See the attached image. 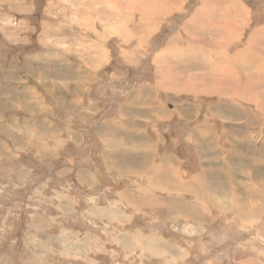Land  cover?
<instances>
[{
    "label": "rangeland",
    "instance_id": "1",
    "mask_svg": "<svg viewBox=\"0 0 264 264\" xmlns=\"http://www.w3.org/2000/svg\"><path fill=\"white\" fill-rule=\"evenodd\" d=\"M117 1L0 0V264H264V0Z\"/></svg>",
    "mask_w": 264,
    "mask_h": 264
},
{
    "label": "bare ground",
    "instance_id": "2",
    "mask_svg": "<svg viewBox=\"0 0 264 264\" xmlns=\"http://www.w3.org/2000/svg\"><path fill=\"white\" fill-rule=\"evenodd\" d=\"M96 1H98V0H96ZM105 2L107 3V5L108 4H114L115 6L116 5H119L118 4V1L117 0H105ZM144 2V1H143ZM157 2H160V0L159 1H157ZM164 3V2H163ZM96 4H101V2L100 3H98V2H95L94 3V5H96ZM122 4V3H121ZM158 4V3H157ZM149 5V4H148ZM160 5V4H159ZM100 6V5H99ZM109 6V5H108ZM122 6V5H121ZM129 6H130V8L131 9H133L134 7H133V4L131 3V2H129ZM142 6V5H141ZM146 6V5H145ZM145 6H144V9H145ZM161 6V5H160ZM89 7V6H88ZM105 7V6H104ZM126 7H128V6H126V4H124V6H123V8L125 9ZM106 8V7H105ZM115 8V7H114ZM153 8V7H152ZM106 9H110V6H109V8L107 7ZM105 9V10H106ZM112 9H113V7H112ZM121 9V8H120ZM147 9V11H149V9L148 8H146ZM260 9V8H259ZM91 10H93V11H90V12H92V13H94V11H97L94 7L91 9ZM117 10H118V8H117ZM117 10H115V11H117ZM130 10V9H129ZM141 10V9H140ZM83 11V10H82ZM107 11V10H106ZM109 11V10H108ZM134 10H132V12H133ZM109 12H111V11H109ZM119 12H120V10H119ZM123 12H125V11H123ZM127 12V11H126ZM139 12H141V11H139ZM112 13H114V12H112ZM118 13V12H117ZM121 13V12H120ZM144 13H146L145 11H144ZM122 14V13H121ZM154 14V13H153ZM150 15V14H149ZM201 15V14H200ZM122 17H123V15H121ZM246 16V15H245ZM115 17V16H114ZM99 18V17H98ZM110 18V17H109ZM96 19V18H95ZM208 19V18H207ZM126 20V19H125ZM128 20H129V18H128ZM92 21V20H91ZM21 22V21H20ZM127 22H129V21H127ZM92 23H94V22H92ZM231 23V22H230ZM88 24V23H87ZM123 23L121 22V25H122ZM126 24V23H125ZM228 25V24H227ZM234 25V24H233ZM237 25H239V24H237ZM122 26H125V25H122ZM236 26V25H235ZM127 27V26H126ZM237 27V26H236ZM261 27V26H260ZM53 28V27H52ZM238 28V27H237ZM111 29V28H110ZM236 29V28H235ZM119 30V29H118ZM228 30H230V29H228ZM95 31V30H94ZM116 32V31H115ZM227 33H228V31H227ZM236 34V33H235ZM76 41V40H75ZM238 41H239V39H238ZM258 41V40H257ZM237 42V41H236ZM252 44V43H251ZM100 46V45H99ZM98 46V47H99ZM247 48V47H246ZM261 48V47H260ZM226 50V49H225ZM212 51V50H211ZM237 51V50H236ZM216 52V51H215ZM214 52V53H215ZM217 53H218V51H217ZM227 53V52H226ZM225 53V54H226ZM224 54V55H225ZM215 55V54H214ZM218 55V54H217ZM237 55V54H236ZM249 55V54H248ZM85 56V55H84ZM200 56V55H199ZM235 56V55H234ZM251 56V55H250ZM40 57V56H39ZM198 57V56H197ZM229 57V56H228ZM252 57V56H251ZM214 58H215V56H214ZM230 58V57H229ZM228 58V59H229ZM246 58V57H245ZM98 59V58H97ZM217 59V58H216ZM101 60V59H100ZM99 60V61H100ZM213 60V59H212ZM235 60V59H234ZM235 61H237V60H235ZM246 61L247 60H245L244 62H243V64H241V68H244L245 69V67H246ZM194 62H195V60H194ZM228 62V61H227ZM227 62L225 63V64H227ZM60 63V62H59ZM97 63H99V62H97ZM97 63H96V66H97ZM218 63V62H217ZM239 63V62H238ZM83 64V63H82ZM85 64H86V62H85ZM224 64V63H223ZM60 65V64H59ZM228 65H230V64H228ZM228 65H227V67H228ZM233 65V64H232ZM263 65V64H262ZM99 66V65H98ZM226 66V65H225ZM230 67V66H229ZM260 67V66H259ZM236 70V69H235ZM262 70V69H261ZM216 71V70H215ZM214 71V72H215ZM198 72V71H197ZM201 72V71H200ZM223 72V71H222ZM254 72V71H253ZM216 73V72H215ZM229 73H230V71H229ZM59 74V73H58ZM262 74H264V72H262ZM230 76V75H229ZM86 77V76H85ZM94 77V76H93ZM203 77H204V75H203ZM203 77H201V78H203ZM234 77V76H233ZM200 78V79H201ZM210 78V77H209ZM39 80H42V78L41 77H39ZM75 80V79H74ZM211 80V79H210ZM94 81V80H93ZM7 82V81H6ZM25 82V81H24ZM204 82H205V80H204ZM238 82H241V81H238ZM255 82V81H254ZM75 83V82H74ZM196 83V82H195ZM222 83V82H221ZM23 84V83H22ZM186 84V83H185ZM199 84V83H198ZM202 84H203V82H202ZM201 84V85H202ZM208 84V83H207ZM228 84H231V83H228ZM234 84V83H233ZM248 85V84H247ZM206 86V85H205ZM215 87H214V89H215V91H216V93L217 94H223L222 93V86H221V84L219 83V84H217V86L216 85H214ZM232 86V85H231ZM230 85L229 86H226V87H223V89H227V93L228 94H231V96H236L235 98H239V99H241V100H243L240 96H238V94L239 93H234L233 91H235V89L234 88H230L231 87ZM250 86V85H249ZM66 87L67 86H64L63 85V87L61 88L60 86H58V88L60 89H58V94H62V92H64V91H66V92H68L67 91V89H66ZM76 87V86H75ZM209 88H211V87H209ZM48 89H49V92H50V87H48ZM48 89H47V91H48ZM52 90V89H51ZM61 92V93H60ZM71 92H73V91H71ZM71 92H69V93H71ZM57 93V92H56ZM208 93V92H207ZM225 93V92H224ZM51 94V93H50ZM52 94H54V92L52 93ZM212 94V93H211ZM213 95V94H212ZM240 95V94H239ZM242 95V94H241ZM66 96H68V95H66ZM217 96V95H216ZM224 96H225V94H224ZM247 96V95H246ZM43 97V96H42ZM72 97V96H71ZM77 97H79V96H77ZM223 97V96H222ZM226 97H228V96H226ZM13 98V97H12ZM19 99V98H18ZM32 99H34V97L32 98ZM31 99V100H32ZM224 99V98H223ZM226 99V98H225ZM234 99V98H233ZM70 100H72V99H70ZM229 100V99H228ZM38 102L40 101V100H37ZM10 102V101H9ZM30 102V101H29ZM55 102V101H54ZM72 102H75V101H72ZM230 102V101H229ZM31 103V102H30ZM225 103V102H224ZM24 104V103H23ZM70 104V103H69ZM76 104V103H75ZM249 104H251V103H249ZM60 105V104H59ZM77 105V104H76ZM75 105V106H76ZM229 105V104H228ZM3 106V105H2ZM41 106V105H40ZM40 106H38V108L40 107ZM256 107H255V109L257 110V112L260 110V109H257L258 108V105H255ZM17 109H20V108H22L21 106H19V105H16L15 106ZM68 107V106H67ZM119 107V106H118ZM228 107V106H227ZM237 107V106H236ZM24 108V107H23ZM38 108H34V110L35 109H38ZM43 108V107H42ZM71 108L73 109L74 107H73V104H71ZM78 108V107H77ZM239 108V107H238ZM25 109V108H24ZM24 109H22V110H24ZM8 110V109H7ZM76 110V109H75ZM229 110V109H228ZM234 110V109H233ZM246 110H248L249 111V109H247L246 108ZM31 111V110H30ZM37 111V110H36ZM230 111V110H229ZM9 112V111H8ZM24 112H25V110H24ZM73 112H74V110H73ZM236 112V111H235ZM29 113H31V115H36V114H34L32 111L31 112H29ZM233 115H232V114ZM242 113V112H241ZM244 113H245V109H243V114H241V115H244ZM239 114V113H238ZM237 113L235 114L234 113V111H232V112H230V115L231 116H233V117H239L240 119H242V117L244 118L245 116H242L241 117V115L239 114L238 115ZM230 117V116H229ZM257 117V116H256ZM255 117V118H256ZM231 118V117H230ZM19 120V119H18ZM27 120V119H26ZM233 120H235V119H233ZM248 120H250V119H248ZM9 122V121H8ZM13 123V122H12ZM14 124V123H13ZM12 124V125H13ZM235 124V123H234ZM239 124H240V122H239ZM15 125V124H14ZM25 125V124H24ZM236 125V124H235ZM234 125V126H235ZM241 125V124H240ZM237 126V125H236ZM262 126V125H261ZM238 128V127H237ZM23 129L24 130H26L27 131V134L28 135H36V134H39L38 133V131H35L34 129L32 130V128L30 129V127H29V129H28V126H27V128H25L24 126H23ZM263 129V128H262ZM35 131V132H34ZM17 132V131H16ZM20 132V131H19ZM42 132V131H41ZM247 132V131H246ZM18 133V132H17ZM45 134V133H44ZM263 135V134H262ZM39 136V135H38ZM46 136V135H45ZM33 137V136H32ZM264 139V138H263ZM264 143V142H263ZM53 149V148H52ZM234 149V148H233ZM258 149V148H257ZM232 151V150H231ZM225 153L223 152V151H221V150H214V152L212 153V155L213 156H220V157H223V156H225L224 155ZM241 155V154H240ZM15 157V156H14ZM229 157V156H228ZM245 157V156H244ZM248 160V159H247ZM143 170V169H142ZM253 171H251L250 173H247V174H245L246 175V179L249 181L250 179H252V177H253V173H252ZM263 175V174H262ZM244 178V179H245ZM179 179V178H178ZM254 181V180H253ZM261 182V181H260ZM244 184V183H243ZM249 186H247V183L245 184V186L247 187V189H248V187H251V188H256L255 187V185L254 184H248ZM259 185V184H258ZM195 187H196V185H195ZM231 187H233V186H230L229 188H231ZM242 187H244V186H242ZM259 188V187H258ZM232 189V188H231ZM231 191V190H230ZM231 193H232V191H231ZM227 196V195H226ZM231 196H234V195H231ZM243 196V195H242ZM244 197V196H243ZM234 198V197H233ZM232 198V199H233ZM220 199V198H219ZM226 199V198H225ZM235 199H238L237 197L235 198ZM230 200V199H229ZM212 201H214V200H212ZM244 201V200H243ZM209 202V201H208ZM223 202V201H222ZM226 202V201H225ZM215 203H216V200H215ZM220 203V202H219ZM210 204V203H209ZM222 204V203H221ZM228 204V203H227ZM226 204V205H227ZM223 205H225L224 203H223ZM221 206V205H220ZM218 207V206H217ZM229 209H228V211H231V207L229 206L228 207ZM236 208V213H237V206L235 207ZM225 209V208H224ZM224 209H222V210H224ZM227 209V208H226ZM219 210H221V209H219ZM244 210V209H243ZM242 211V210H241ZM257 211V210H256ZM262 210H258V212H261ZM246 212H247V210H246ZM242 213V212H241ZM243 214V213H242ZM257 214V213H256ZM241 216V215H240ZM242 217H239L238 219L239 220H241L242 222H245V220L244 219H241ZM246 218V217H245ZM253 219V218H252ZM249 221V220H248ZM246 223V222H245ZM65 236V235H64ZM27 242V241H26ZM35 242V241H34ZM134 242V241H133ZM36 245V244H35ZM30 250V249H29ZM37 259V258H36Z\"/></svg>",
    "mask_w": 264,
    "mask_h": 264
},
{
    "label": "crops",
    "instance_id": "3",
    "mask_svg": "<svg viewBox=\"0 0 264 264\" xmlns=\"http://www.w3.org/2000/svg\"><path fill=\"white\" fill-rule=\"evenodd\" d=\"M50 130V129H49ZM68 144H70V142H68V143H66L64 146H62L63 148L64 147H66ZM61 147V148H62ZM62 150V149H61ZM247 158H249V159H251L252 161H253V157H249V156H247ZM254 163H255V166H253V165H249V164H245L246 165V167H245V170L244 171H242V173H241V175L247 170V172L249 171V170H256V171H262L263 172V170H262V167H261V165H259V163H257V162H255V161H253ZM197 165H198V168H199V171H200V173L199 174H201V173H203V169H202V167H201V165L199 164V163H197ZM196 166V161L194 162V167ZM215 166H217L218 168H216L215 169V174H214V178L215 179H219V180H223V181H225V182H227L226 180H227V178L229 179L228 180V184H229V181H234V179H237L238 181H242V178H238V175L240 174H234L232 177L231 176H228L227 174H229V173H231V170H229V169H226V167H225V165H223L222 163H216V165ZM197 167V166H196ZM223 167H224V169H223ZM217 169H218V171L219 172H222V173H219L218 171H217ZM219 169H221V170H219ZM225 171V172H223V170ZM228 172H227V171ZM198 172V169H197V171H195V170H193V171H190V174L191 175H193V174H195V173H197ZM227 172V173H226ZM202 175V174H201ZM200 175V176H201ZM236 175V176H235ZM235 176V177H234ZM243 176V175H242ZM240 179V180H239Z\"/></svg>",
    "mask_w": 264,
    "mask_h": 264
},
{
    "label": "trees",
    "instance_id": "4",
    "mask_svg": "<svg viewBox=\"0 0 264 264\" xmlns=\"http://www.w3.org/2000/svg\"><path fill=\"white\" fill-rule=\"evenodd\" d=\"M113 108H114L113 105L110 108H107L105 113L98 115V119L103 120L105 118H110L111 115L113 114V113H111V111H113ZM67 148H70V145H68ZM30 156L31 155L28 154V157H30Z\"/></svg>",
    "mask_w": 264,
    "mask_h": 264
}]
</instances>
